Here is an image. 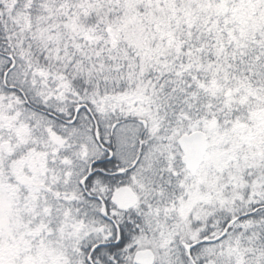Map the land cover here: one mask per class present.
Returning a JSON list of instances; mask_svg holds the SVG:
<instances>
[{"label": "snow or ice", "instance_id": "obj_1", "mask_svg": "<svg viewBox=\"0 0 264 264\" xmlns=\"http://www.w3.org/2000/svg\"><path fill=\"white\" fill-rule=\"evenodd\" d=\"M0 264H264V0H0Z\"/></svg>", "mask_w": 264, "mask_h": 264}]
</instances>
